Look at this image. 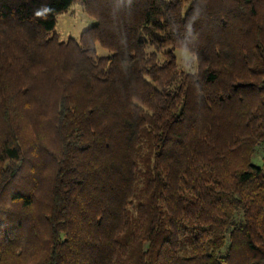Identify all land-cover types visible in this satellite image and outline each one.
Wrapping results in <instances>:
<instances>
[{
  "label": "trees",
  "instance_id": "obj_1",
  "mask_svg": "<svg viewBox=\"0 0 264 264\" xmlns=\"http://www.w3.org/2000/svg\"><path fill=\"white\" fill-rule=\"evenodd\" d=\"M259 145L264 0H0V264H264Z\"/></svg>",
  "mask_w": 264,
  "mask_h": 264
},
{
  "label": "rangeland",
  "instance_id": "obj_2",
  "mask_svg": "<svg viewBox=\"0 0 264 264\" xmlns=\"http://www.w3.org/2000/svg\"><path fill=\"white\" fill-rule=\"evenodd\" d=\"M55 18L56 24L54 33L59 41H66L70 38L77 41L82 31L94 25L96 22L93 17L85 12L78 1L70 5L65 12L57 14ZM95 50L97 56L100 57L109 54V52L98 43L95 44ZM158 58L160 61L163 60L161 54L158 55ZM176 62L178 69L182 72H193L196 69L194 57L184 50L176 51ZM263 155L264 146H257L252 157V163L259 165Z\"/></svg>",
  "mask_w": 264,
  "mask_h": 264
}]
</instances>
